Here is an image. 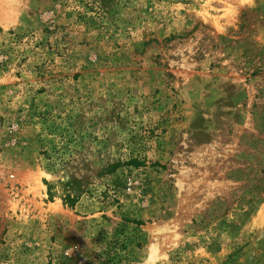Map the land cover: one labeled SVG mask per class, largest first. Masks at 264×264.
Masks as SVG:
<instances>
[{"label":"rangeland","instance_id":"374dc122","mask_svg":"<svg viewBox=\"0 0 264 264\" xmlns=\"http://www.w3.org/2000/svg\"><path fill=\"white\" fill-rule=\"evenodd\" d=\"M0 264H264V0H0Z\"/></svg>","mask_w":264,"mask_h":264},{"label":"trees","instance_id":"16d2710c","mask_svg":"<svg viewBox=\"0 0 264 264\" xmlns=\"http://www.w3.org/2000/svg\"><path fill=\"white\" fill-rule=\"evenodd\" d=\"M129 164L130 165H134V166H138L139 162L136 159H132V160L129 161ZM68 200L71 201V198L69 196H68Z\"/></svg>","mask_w":264,"mask_h":264}]
</instances>
